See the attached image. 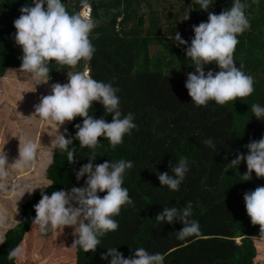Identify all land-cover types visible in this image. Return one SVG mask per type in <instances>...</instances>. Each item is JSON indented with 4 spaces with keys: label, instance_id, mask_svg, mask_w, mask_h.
I'll return each instance as SVG.
<instances>
[{
    "label": "trees",
    "instance_id": "trees-1",
    "mask_svg": "<svg viewBox=\"0 0 264 264\" xmlns=\"http://www.w3.org/2000/svg\"><path fill=\"white\" fill-rule=\"evenodd\" d=\"M30 2L0 0V155L6 153L11 165L19 159L20 141L27 138L37 144L36 157L29 163L0 168V199L13 197L14 182L22 177L25 192L37 188L16 202L17 217L7 231H0V264H108L101 254L114 247L125 258L137 247L164 253L165 264H264V230L253 224L244 201V193L264 185V178L253 172L251 180L243 181L246 161L238 168L230 164L238 153L247 154L245 145L264 138V121L251 112L252 104L264 105V0H243L250 28L238 35L233 53L237 66L242 65V71L253 77L254 92L225 105L210 101L206 106H196L185 87L186 74L195 68L184 54L186 46L180 48L174 35L179 32L190 45L193 25L207 22L209 12L227 10L233 0H211L207 11L193 0H180L179 5L170 0H89L97 23L89 35L95 52L87 68L94 79L120 89V109L125 115L133 113L137 124L115 149L99 138L96 164L119 159L134 162L124 177L134 206L122 207L115 217L118 230L109 232L95 252L72 247L76 239L72 227L42 231L32 223L41 191L51 195L85 186L87 176L78 181L76 172L90 162L91 150L80 148L74 139V125L82 123L83 117L66 121L59 129L56 122L33 116L35 105L51 93L53 82L68 71L82 70L84 62L75 67L50 62L51 80L41 85L19 71L23 51L15 42L13 21ZM64 2L70 13L80 8V0ZM163 17H188L186 28L166 32ZM156 46L167 47V56L155 59L152 49ZM176 55L187 69L177 70ZM208 70L220 69L212 62L205 66ZM90 115L108 122L113 119L95 101ZM65 128L71 134L66 138L73 139L69 149H76V163H69L67 153L52 143ZM207 139L213 140L215 151L204 143ZM180 157H187L190 165L180 190L162 187L158 173L170 172L169 163ZM189 201L191 219L199 222L200 234L178 240L175 234L183 228L181 222L157 224L154 219L164 207L182 208ZM17 246L21 254L9 260V251Z\"/></svg>",
    "mask_w": 264,
    "mask_h": 264
},
{
    "label": "clouds",
    "instance_id": "clouds-1",
    "mask_svg": "<svg viewBox=\"0 0 264 264\" xmlns=\"http://www.w3.org/2000/svg\"><path fill=\"white\" fill-rule=\"evenodd\" d=\"M193 3L207 11L211 0H193ZM246 7L243 0H233L231 7L220 14L209 12L207 22L193 25L195 35L190 45L179 32L175 33L174 41L178 46H186V56L194 64L195 71L186 74L185 87L196 106H206L210 101L225 105L254 92L253 77L242 71V65L237 66L233 56L239 43L238 35L250 28ZM92 11L89 0H80L79 10L71 13L64 0H31L21 7V15L13 21L17 30L14 39L23 51L19 71L30 76L36 85L47 84L51 80L50 62L69 67L84 62L82 70L68 71L67 83L51 85V93L41 97L40 103L35 105L33 116L54 121L59 129L66 121H73L77 116L84 118L82 123L74 125L77 129L74 139L79 141L80 148L91 150L88 154L90 162L76 172L78 181L87 176L85 186H73L70 191H53L51 195L41 191V199L34 205L36 216L32 220L42 231L49 228L60 231L66 227L74 228L76 239L72 247H79L84 252H95L109 232L118 230L119 222L115 217L120 214L122 207L134 206L129 190L124 186L126 172L133 169L134 162L119 159L96 164L99 138L108 140L115 149L123 143L126 134L131 135L137 128L135 115H125L120 109V97L117 94L120 89L110 82L94 79L87 68V62L95 52L89 39L97 23ZM212 62L220 70L206 72L205 66ZM94 101L104 106L106 114H113L111 122L90 115ZM251 112L264 121V105L252 104ZM66 136L70 137L71 134L65 128L63 133L57 132L52 143L55 148L67 153L69 163H76V149H69L73 139ZM204 143L216 150L212 139ZM245 147L248 149L247 154L238 153L230 162L232 168H238L246 161L247 172L242 175L243 181L251 180L253 172L257 177L264 178V138L253 140ZM36 154L37 144L25 138L20 141L19 159L9 165L7 154L0 155V168L23 166L32 161ZM169 167L170 172L158 173V179L162 187L179 191L190 170L189 160L180 157L175 163L170 162ZM35 189L29 188L25 193H32ZM104 192L106 195L101 197L99 193ZM244 201L253 224L261 225L264 230V185L244 193ZM192 208L191 201L182 208L164 207L154 221L157 224L181 222L183 228L175 236L178 240H185L200 234L199 222L191 219ZM20 254L21 248L17 246L9 251L8 259L17 258ZM101 258L108 264H165L166 255L137 247L131 256L125 258L124 253L114 247L102 253Z\"/></svg>",
    "mask_w": 264,
    "mask_h": 264
},
{
    "label": "rangeland",
    "instance_id": "rangeland-1",
    "mask_svg": "<svg viewBox=\"0 0 264 264\" xmlns=\"http://www.w3.org/2000/svg\"><path fill=\"white\" fill-rule=\"evenodd\" d=\"M179 1L180 0H170V4L172 3H175V4H178L179 5ZM148 9V8H147ZM158 10V8L156 9ZM162 8H161V4H160V9L159 11H161ZM193 11V7L192 9H190ZM93 15H94V11H92ZM182 18H185L184 20V23L186 22V19L188 17H182ZM188 21V19H187ZM2 28V26L0 25V29ZM180 51V49H179ZM167 54V53H166ZM184 54L186 55V52H184ZM152 55L155 59H158L160 58L161 55H164V53H159L158 52V48H153L152 49ZM164 56H167V55H164ZM178 56V58L176 59V57L174 58V62L176 61V65H177V70H182V69H187L188 68V65L186 67L182 66V63L179 62V58L181 56L179 55H176ZM158 60H161V59H158ZM167 60V59H166ZM170 60H168L169 62ZM172 62V61H171ZM187 62L191 63L188 59H187ZM167 65V63H166ZM77 71V70H76ZM74 71V72H76ZM167 75H169V72L167 71L166 73ZM68 81V74L64 75L63 77L55 80L53 83H61V84H64V83H67ZM23 178V177H22ZM20 178L18 179L16 182H14V186H15V189H17V187L19 188L17 192H15V196H13L11 199H2L1 202H0V231H7L8 230V226H9V223L15 219L17 217V213H16V210L14 211L15 209V206H16V202L21 199V198H24L23 197V194H25V185H23V179ZM15 197V198H14ZM2 232V233H3ZM2 237L0 236V239Z\"/></svg>",
    "mask_w": 264,
    "mask_h": 264
},
{
    "label": "crops",
    "instance_id": "crops-1",
    "mask_svg": "<svg viewBox=\"0 0 264 264\" xmlns=\"http://www.w3.org/2000/svg\"><path fill=\"white\" fill-rule=\"evenodd\" d=\"M163 19H164L163 27H164L166 32H168V30L171 29V28H173V29H185L186 28V26H185L186 22L184 23L185 18H182V17H163ZM184 36H186V35H184ZM156 48H158V52L159 53L160 52L168 53L167 47H164V48L162 47L163 48L162 49L161 47L156 46ZM180 48H181V45H180ZM17 191H18V188H17V190L15 192H17ZM15 192H14L13 196L16 197ZM2 199H11V198H2ZM2 199H0V202H1Z\"/></svg>",
    "mask_w": 264,
    "mask_h": 264
}]
</instances>
